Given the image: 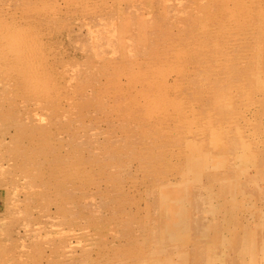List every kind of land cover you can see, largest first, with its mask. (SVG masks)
Wrapping results in <instances>:
<instances>
[{
	"label": "rangeland",
	"instance_id": "374dc122",
	"mask_svg": "<svg viewBox=\"0 0 264 264\" xmlns=\"http://www.w3.org/2000/svg\"><path fill=\"white\" fill-rule=\"evenodd\" d=\"M203 263L264 264V0H0V264Z\"/></svg>",
	"mask_w": 264,
	"mask_h": 264
},
{
	"label": "bare ground",
	"instance_id": "6f19581e",
	"mask_svg": "<svg viewBox=\"0 0 264 264\" xmlns=\"http://www.w3.org/2000/svg\"><path fill=\"white\" fill-rule=\"evenodd\" d=\"M205 1V0H204ZM156 25V24H155ZM149 27V26H148ZM18 33V32H17ZM112 38V37H111ZM95 41V40H94ZM21 48V47H20ZM31 48V47H30ZM93 50V49H92ZM22 51V50H21ZM28 55V54H27ZM21 56V55H20ZM18 57V56H17ZM16 65V64H15ZM28 70V69H27ZM24 75H25V73H24ZM228 78V77H227ZM40 84V83H39ZM36 85V84H35ZM214 90V89H213ZM223 93V92H222ZM220 96H222V95H220ZM221 98H223V97H221ZM220 102V101H219ZM223 103H224V101H223ZM228 109V108H227ZM220 117V116H219ZM188 118V117H187ZM221 119V118H220ZM187 122V121H186ZM184 124V123H183ZM189 124V123H188ZM207 124V123H206ZM201 128V127H200ZM198 130V129H197ZM222 131V130H221ZM219 132V131H218ZM193 133V132H192ZM197 133V132H196ZM188 134H190V133H188ZM230 135V134H229ZM197 136V135H196ZM173 137H174V135H173ZM222 137V136H221ZM226 137V136H225ZM204 139V138H203ZM225 144V143H224ZM215 151V150H214ZM214 156V155H213ZM239 156V155H238ZM187 157V156H186ZM203 158V157H202ZM197 159V158H196ZM225 161V160H224ZM206 162V161H205ZM226 162V161H225ZM237 162V161H236ZM201 164V163H200ZM236 164V163H235ZM202 165V164H201ZM204 166V165H203ZM249 166V165H248ZM205 167V166H204ZM240 168V167H239ZM236 178V177H235ZM192 185V184H191ZM199 185V184H198ZM192 187V186H191ZM200 187V186H199ZM223 188V187H222ZM202 190V189H201ZM165 191V190H164ZM181 193V192H180ZM189 195V194H188ZM207 196V195H206ZM210 201V200H209ZM208 203V202H207ZM204 215V214H203ZM231 219V218H230ZM216 220V219H215ZM216 224V223H215ZM253 227V226H252ZM251 227V228H252ZM254 245V244H253ZM243 246V245H242ZM243 254V253H242ZM249 261H250V259H249ZM258 262V261H257ZM204 264V263H203Z\"/></svg>",
	"mask_w": 264,
	"mask_h": 264
}]
</instances>
